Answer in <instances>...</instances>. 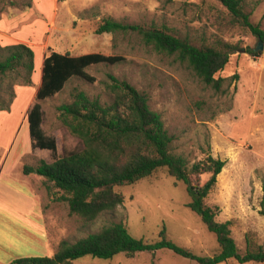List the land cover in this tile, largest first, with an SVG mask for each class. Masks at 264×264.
<instances>
[{
	"label": "rangeland",
	"instance_id": "1",
	"mask_svg": "<svg viewBox=\"0 0 264 264\" xmlns=\"http://www.w3.org/2000/svg\"><path fill=\"white\" fill-rule=\"evenodd\" d=\"M244 2L251 20L264 29V0ZM220 10L223 7L216 0H33L30 7L24 6L23 0L15 4L0 0V42L30 45L42 64L52 50L72 55H124L125 60L117 64L90 66L94 82L73 78L60 93L43 101L44 127L56 135L59 152L80 145L59 119L58 106L71 101L73 88L107 98L109 75L129 81L147 95L151 108L161 113L173 136V153L184 155L189 164L207 155L225 161L206 202L219 207L218 221H232V235L244 251L247 234L264 243V215L260 213L264 188V48L254 50L259 38L242 30L226 31V37L241 40V45L216 74L224 81L215 89L186 62L156 51L135 32H96L99 23L111 17L164 28L199 44L217 32L213 22ZM249 48L257 54L248 52ZM39 86L40 78L30 86H17L11 111L0 110L1 264L25 256H52L62 240L74 242L118 221L125 223L133 236L147 241L159 240V231L165 226L168 238L198 255L212 256L218 251L216 235L188 206L191 196L186 184L166 168L135 183L117 186L123 203L95 221L71 214L68 203L57 199L59 192L46 190L42 177L27 176L24 163L51 159L50 151L31 149L26 116ZM208 178L209 174L202 175L203 181ZM153 263L198 264L168 248L132 256L119 253L111 259L85 256L71 264ZM219 264L242 263L229 259Z\"/></svg>",
	"mask_w": 264,
	"mask_h": 264
},
{
	"label": "trees",
	"instance_id": "2",
	"mask_svg": "<svg viewBox=\"0 0 264 264\" xmlns=\"http://www.w3.org/2000/svg\"><path fill=\"white\" fill-rule=\"evenodd\" d=\"M23 1L27 7L33 2ZM216 1L223 7L214 15L217 32L204 37L199 44L164 28L125 23L111 17L104 18L96 32H135L145 44L160 53L175 55L205 84L220 89L224 78L216 74L225 68L241 45V40L226 37V31L242 30L264 40V29L251 20L244 0ZM11 2L15 4L16 0ZM247 51L257 54L252 48ZM124 60L121 54L72 55L55 50L44 57L41 83L28 108L27 120L31 149L48 150L51 159L38 158L34 164L24 163L23 172L42 177L46 190L53 194L59 192L57 199L68 203L71 214L95 221L123 203L124 196L116 190L117 186L135 183L157 169L166 168L171 176L186 184L191 196L188 206L216 235L218 251L212 256L198 255L168 238L165 226L159 231V240L147 241L133 236L125 223L118 221L74 242L62 240L52 256L19 257L9 264H71L85 256L111 259L119 253L132 256L161 248H168L198 264H219L229 259L242 264L264 262V243L256 242L247 234L246 248L241 250L232 235V221H218L219 207L206 202L225 161L207 155L189 164L184 155L173 153L170 149L173 136L161 113L152 109L147 95L129 81L109 75L107 98L92 97L79 87L73 88L71 101L58 106L59 119L62 127L80 140V145L59 152L56 135L44 127L43 101L60 93L73 78L94 82L95 77L88 71L90 66ZM35 66V52L30 45L0 42V92L7 95L4 98L0 94V110L11 109L17 86L33 84ZM204 174H209L205 181L202 180ZM260 206V213L264 215V188Z\"/></svg>",
	"mask_w": 264,
	"mask_h": 264
},
{
	"label": "bare ground",
	"instance_id": "3",
	"mask_svg": "<svg viewBox=\"0 0 264 264\" xmlns=\"http://www.w3.org/2000/svg\"><path fill=\"white\" fill-rule=\"evenodd\" d=\"M36 60V70L34 72V79L37 80V79H41V74H42V63L39 61V58L35 57ZM41 72V73H40ZM25 101V100H24Z\"/></svg>",
	"mask_w": 264,
	"mask_h": 264
},
{
	"label": "water",
	"instance_id": "4",
	"mask_svg": "<svg viewBox=\"0 0 264 264\" xmlns=\"http://www.w3.org/2000/svg\"><path fill=\"white\" fill-rule=\"evenodd\" d=\"M264 48V40L259 39L257 46L254 48L255 51L261 50ZM244 50V48H243Z\"/></svg>",
	"mask_w": 264,
	"mask_h": 264
},
{
	"label": "crops",
	"instance_id": "5",
	"mask_svg": "<svg viewBox=\"0 0 264 264\" xmlns=\"http://www.w3.org/2000/svg\"><path fill=\"white\" fill-rule=\"evenodd\" d=\"M42 66H43V64H42ZM34 74V73H33ZM41 76H42V74H41ZM33 80H34V76H33ZM40 83H41V79H40ZM11 111V110H10ZM27 117V116H26ZM25 119V118H24ZM24 119H23V121H22V124L24 123ZM27 153H30V151H28ZM2 171H3V163H1L0 164V174L2 173ZM31 175H36V174H29V175H27V176H31ZM31 184V183H30ZM1 264V263H0Z\"/></svg>",
	"mask_w": 264,
	"mask_h": 264
}]
</instances>
